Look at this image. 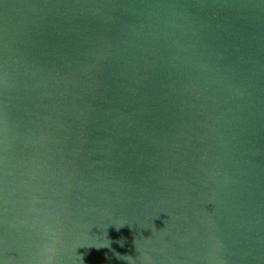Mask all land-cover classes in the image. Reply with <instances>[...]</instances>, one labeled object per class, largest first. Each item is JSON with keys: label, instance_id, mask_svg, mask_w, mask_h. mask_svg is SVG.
I'll return each instance as SVG.
<instances>
[{"label": "water", "instance_id": "95a60500", "mask_svg": "<svg viewBox=\"0 0 264 264\" xmlns=\"http://www.w3.org/2000/svg\"><path fill=\"white\" fill-rule=\"evenodd\" d=\"M0 264H264V0H0Z\"/></svg>", "mask_w": 264, "mask_h": 264}]
</instances>
